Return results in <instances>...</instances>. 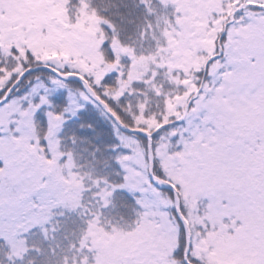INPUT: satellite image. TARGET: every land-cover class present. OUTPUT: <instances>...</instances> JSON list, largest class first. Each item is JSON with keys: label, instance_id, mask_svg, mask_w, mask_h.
I'll list each match as a JSON object with an SVG mask.
<instances>
[{"label": "snow or ice", "instance_id": "obj_1", "mask_svg": "<svg viewBox=\"0 0 264 264\" xmlns=\"http://www.w3.org/2000/svg\"><path fill=\"white\" fill-rule=\"evenodd\" d=\"M66 6L99 21L106 62L116 61L113 42L124 48L139 9L155 15L145 0ZM221 9L213 19L227 18L193 74L196 90L172 115L126 113L129 94L117 101L105 91L127 78L131 55L97 82L73 66L75 57L41 60L31 49L21 57L15 45L0 52V188L18 187L14 158L30 182L49 183L37 158H52L50 140L85 162L73 169L77 203L45 213L38 191L0 204V264H96L93 240L83 239L96 231L132 242L111 264H264V0H221ZM151 31L148 21L144 36ZM242 72L250 79L241 82Z\"/></svg>", "mask_w": 264, "mask_h": 264}, {"label": "rangeland", "instance_id": "obj_2", "mask_svg": "<svg viewBox=\"0 0 264 264\" xmlns=\"http://www.w3.org/2000/svg\"><path fill=\"white\" fill-rule=\"evenodd\" d=\"M56 1L0 0V12L3 13L0 15V41L6 40L9 34L27 37L34 26L39 28L40 25L38 31L43 34L45 40H51V44H60L64 47L63 60H68L72 57L70 53L74 52L82 54L78 60L72 61L74 67L97 64L99 58L90 54L92 53L90 51L92 45L87 42L84 36H81V33L85 32L83 25L73 27L69 24L65 17L56 10ZM145 3L148 10L154 12L155 15L147 17L146 23L151 21L152 31L147 37L144 36L143 32L142 39L147 40V42H141L138 49H144L147 46L145 44L153 43V45L150 52H142L140 55H136L134 68L138 73L140 71L151 73L150 77L147 78L148 81L155 78L154 75L157 74L160 65L165 67V75L168 69H180L185 73V77L191 75V84L193 85L194 72L202 69L205 61L212 55L214 41L224 25L221 23V19H213L212 15L213 12L219 11L218 8H221V0H160L159 4L153 3V0H146ZM231 11L230 6L227 9L229 16ZM177 13L179 15H176ZM223 18L227 17L222 16ZM210 21H212V27H209ZM44 24L48 27V36L41 30V25ZM232 31L238 30L233 29ZM16 36L15 39H17ZM153 49H157L158 53H153ZM162 53L163 55H161ZM156 57H160L159 62H157ZM42 59L58 58L53 55L48 56V51H45V56ZM216 67L213 65V72H215ZM169 77L171 79V75ZM187 78L189 79V77ZM239 79L243 82L250 77L247 73L242 72ZM153 86L156 84L154 83ZM163 94L170 102L171 110L178 103L186 105L188 96L181 99L182 96L176 95L173 89L164 91ZM177 96L178 100H173ZM150 122L149 119L148 123ZM40 157L37 158L40 174L50 178L49 183L30 182L28 180L30 173L25 171V162L22 158H14L11 173L16 180H20V183L24 181L23 185L19 186L22 192L19 199H10L5 191H0V204L13 200L24 201L32 193L38 191L42 193L39 200L41 210L50 209L58 204L78 202L80 190H75L79 187V182L76 181L73 172L75 168L68 163L61 166L56 162H49L42 155ZM83 239L93 240V247L97 250L96 264H111V261L132 243L127 239L126 234L120 232L106 234L103 231H96L85 234Z\"/></svg>", "mask_w": 264, "mask_h": 264}, {"label": "trees", "instance_id": "obj_3", "mask_svg": "<svg viewBox=\"0 0 264 264\" xmlns=\"http://www.w3.org/2000/svg\"><path fill=\"white\" fill-rule=\"evenodd\" d=\"M56 2H57L56 10L63 17H65V19L69 24H71L73 27H76L77 25H81V26L83 25V29H85V32H82L81 36H84L87 42H89L92 45V47L90 48L91 49L90 51L92 53L90 54L94 57L99 58L97 64H85L80 67H77L80 68L82 72H87L91 75H95L98 82L100 79L103 78V76L107 72L111 71L112 68H115L117 64L120 63V57L122 55H131L133 57L131 67L127 71V78L118 79L116 81V83L118 84L117 88L105 89V91L108 92L110 95H112L114 99H116L117 101L120 99L121 96H124L125 93L129 94L125 98L124 105L122 106L123 110L126 113H131L133 108H136L140 110L141 114H143L145 110H151L152 115L155 116L159 114L161 110H164L167 113V115H172L175 112L177 105H184V104L178 103L171 110L170 102L167 101L163 92L173 89L176 95H178L179 97L182 96L181 99L187 98L189 93L195 92L194 90L195 86L191 84V75L187 76L189 77L188 79L187 77L184 76L185 73H183V71L180 69H175V70L168 69L165 75V71H164L165 67H162L160 65L158 69H163V71L159 74V78L157 79V74H155L154 75L155 78L152 81H148L149 79L147 78L150 77V74L146 72L143 73L141 71L138 73V71L134 68L133 65L136 59V55L133 53L132 48L135 47L137 51H140L138 47L140 46L141 42L143 43L147 42V40L142 39L144 26L146 24V14L143 8L138 10L134 30L129 29V32L124 34L126 38V43L124 45V48L128 49L127 52H125L124 48L117 45L114 41L113 47L117 52V59L116 61L106 62V52H102L100 50V45L102 41L106 38V34L100 31L99 21L96 18H94L92 15L87 13L82 6L75 8L70 15L69 8L66 6L68 4V0H57ZM218 9H219L218 12H221L222 9L221 8ZM222 16L224 15L219 16V19H221L222 21L221 23H224L226 18L222 19ZM72 17H74V20ZM39 28L37 26H34V29L30 31L29 36L27 37L9 34V37L6 38V40L0 41V52H3L5 55H7L9 49L13 45H15L20 49L21 57H23L26 49H31L33 53L36 54L37 58L41 60H43L42 58L45 56V51H48V56L53 55L56 56L58 59H63V53L65 50L64 47L61 46L60 44L58 45L51 44V40L48 41L45 40L43 34H40V32L38 31ZM41 30H43L46 36H48L47 25L45 24L43 26L41 25ZM15 36L17 37V39H15ZM128 41H130L131 43L129 44ZM145 45L147 46H145V48L142 49L141 53L150 52L153 43H149ZM153 53L157 54L158 53L157 49H155ZM70 54L72 57H75L76 60L79 59V56H82V54H78L74 52H71ZM124 63H127V61L125 60ZM170 75H171V79H169ZM136 82H142V83H136ZM154 83L156 84V86H153ZM182 84L187 86L188 89L187 92H182L178 88V86ZM178 96L173 100H178ZM140 119H142V115ZM150 120H151V122L149 123L150 125H155L156 127H159V125L156 124L154 119H150ZM49 148L52 153V158L46 159L49 162L52 163L56 162L58 163V165L61 166L63 164L68 163L72 165L75 169L80 168V166L84 165L85 163L78 151L74 153L70 148L64 149L62 151L61 145L59 144V142L55 140H50ZM65 154H67L68 160L64 162H60V157ZM40 158L42 159V157ZM82 171H85L86 174V170H82ZM11 175L14 178L15 182L17 183L18 187H16L11 191L7 187H4V188H0V191H5L8 198L10 199H19L20 193L22 192V189H19V186L23 185L24 181H21L20 183V180H16L15 176L12 173ZM78 189L80 190L79 187L75 188L76 191H78ZM58 205H54L50 209H42L41 211L45 213H50ZM36 239H38V237Z\"/></svg>", "mask_w": 264, "mask_h": 264}]
</instances>
